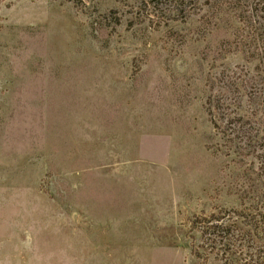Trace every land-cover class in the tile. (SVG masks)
I'll use <instances>...</instances> for the list:
<instances>
[{"label": "rangeland", "instance_id": "obj_1", "mask_svg": "<svg viewBox=\"0 0 264 264\" xmlns=\"http://www.w3.org/2000/svg\"><path fill=\"white\" fill-rule=\"evenodd\" d=\"M0 264H264V0H0Z\"/></svg>", "mask_w": 264, "mask_h": 264}, {"label": "trees", "instance_id": "obj_2", "mask_svg": "<svg viewBox=\"0 0 264 264\" xmlns=\"http://www.w3.org/2000/svg\"><path fill=\"white\" fill-rule=\"evenodd\" d=\"M208 229H209L211 234H216L218 232H224V229H221V227H219L218 225H211V227H209ZM220 229H221V231H220ZM225 230H227V229H225ZM203 233L205 235V232H201V234H203ZM229 245H231V244H229Z\"/></svg>", "mask_w": 264, "mask_h": 264}]
</instances>
